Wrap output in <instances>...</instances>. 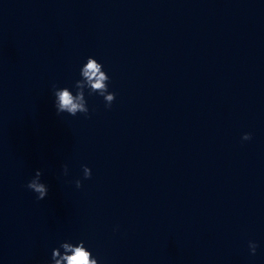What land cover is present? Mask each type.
I'll return each instance as SVG.
<instances>
[{
    "label": "clouds",
    "instance_id": "9594fccd",
    "mask_svg": "<svg viewBox=\"0 0 264 264\" xmlns=\"http://www.w3.org/2000/svg\"><path fill=\"white\" fill-rule=\"evenodd\" d=\"M81 79L74 84L76 89L75 94L69 87H58L55 83L52 84L53 90V106L56 114L59 116L67 113L69 116L76 117L77 114H83L86 118L89 117V107L85 97V90H88V95L98 94L103 97L105 107L110 109L116 99L114 92L108 91V83L110 77L103 70V65L92 56H89L86 63L80 68ZM242 141L252 139L251 133H244ZM83 178L90 179L92 176L91 169L82 165ZM62 174L68 175L67 164L62 165ZM43 172L41 169L35 171L34 176L27 182L25 187L36 194V200L42 201L48 196L49 188L46 183L42 182ZM77 189L82 187V181L76 179L74 181ZM257 243L254 241L248 242V248L251 255L256 254ZM61 249L63 251H61ZM44 264H100V261L95 258L92 252L85 246L83 240L73 244L68 241L61 242L59 247L52 249L51 258L45 261Z\"/></svg>",
    "mask_w": 264,
    "mask_h": 264
}]
</instances>
